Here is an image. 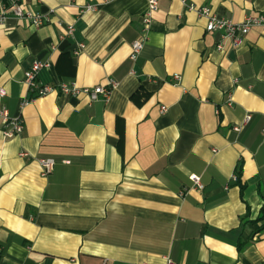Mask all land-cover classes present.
Wrapping results in <instances>:
<instances>
[{
	"label": "crops",
	"instance_id": "1",
	"mask_svg": "<svg viewBox=\"0 0 264 264\" xmlns=\"http://www.w3.org/2000/svg\"><path fill=\"white\" fill-rule=\"evenodd\" d=\"M17 1L51 19L0 22V109L24 120L0 119V264L264 262V28L235 46L197 11L239 23L264 0H158L146 26L149 0ZM35 60L45 85H118L32 97Z\"/></svg>",
	"mask_w": 264,
	"mask_h": 264
},
{
	"label": "built area",
	"instance_id": "2",
	"mask_svg": "<svg viewBox=\"0 0 264 264\" xmlns=\"http://www.w3.org/2000/svg\"><path fill=\"white\" fill-rule=\"evenodd\" d=\"M11 5L6 8L4 6L3 11L0 13V22L3 21L6 17V10H10L15 17L19 19H26L31 22V24L38 26L42 25L45 22L50 21V12H34V11H26L22 8V6L18 3L17 0H9ZM158 6V0H149L148 3V11L144 15V24L149 25L151 21V12L154 11ZM91 6H88L87 9H91ZM198 13L207 19L206 29L207 31H219L222 30L224 32V37H228L233 45L238 46L244 39L245 35L250 31V29L254 26H261L264 28V15H249L242 22H234L229 19H225L223 17H219L214 14L210 7L202 6L197 8ZM75 30V26L72 24L67 25L68 34H73ZM147 37H143L141 39H136L132 43V52L131 58L136 60L139 56L141 50L143 49ZM79 49L84 48V43H80ZM219 48H223V44L218 45ZM49 61H33L31 67L25 71L24 83L27 86L28 91H31L32 97L44 96L48 93L60 89L65 94L70 95H78L80 93H85L88 95L91 101H96L98 99H107L111 95L114 88L117 87L118 82L114 79L109 78L106 84H97L94 86H86V87H78L75 84L61 82L58 87H54L51 85H45L39 82L38 73L44 67L49 66ZM178 78V76H176ZM6 90L3 87H0V95H5ZM30 99H24L22 102L23 105L27 104ZM161 110L164 112L167 110L166 106H162ZM251 114H246L245 121L250 119ZM0 119L2 123L9 126V129L6 131L7 136H12L13 134L20 133L24 128V120L22 117H10L7 110L2 108L0 109ZM236 130H239L240 127L235 126ZM25 153H21L24 155ZM39 163L42 167V173L48 174L53 170L55 165V160L51 157H41L39 158ZM195 188L201 190L203 188V184L201 182V176L192 173L189 177ZM168 264H177L172 260L168 261ZM264 264V262L259 263Z\"/></svg>",
	"mask_w": 264,
	"mask_h": 264
}]
</instances>
